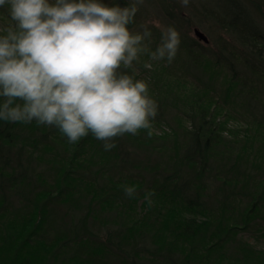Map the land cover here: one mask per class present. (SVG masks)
Returning <instances> with one entry per match:
<instances>
[{
    "label": "trees",
    "instance_id": "1",
    "mask_svg": "<svg viewBox=\"0 0 264 264\" xmlns=\"http://www.w3.org/2000/svg\"><path fill=\"white\" fill-rule=\"evenodd\" d=\"M119 1L123 8L130 5L127 0ZM211 3L213 6L205 15L211 16L242 45V49H237L235 58H238L239 69L233 68L232 65L235 53L229 52L228 59L223 55L226 47H220V52L215 53L210 60L204 54V49L207 48L205 43L192 39L182 46L186 58L185 67H181L177 72L171 70L169 63L163 62H151L153 65L150 69H145L146 72L141 74H134L130 68L123 65L121 70H117L118 73L133 77L134 81H144L148 86V96L157 106L161 100L166 101L171 97L175 105L177 123L185 131L183 145L175 140L169 148L173 149V154L177 155L181 164L174 166V162L168 161V166L163 172L158 173L159 170L156 169L152 183L148 186H143L141 180L133 179L130 175L114 180L106 175L102 180L103 186H99L97 176L109 169L113 158L115 161L121 157L122 136L113 138L117 147L105 151L104 142L95 139L90 132L77 143L70 144L56 126L41 125L35 120L31 123L0 121V150L5 146L12 148L17 143L20 144L19 151L28 144L33 154L38 153L41 147L51 146L49 150L57 149L55 146L61 148L60 153L53 155L55 170L52 174L51 189L45 191L47 199L52 196L53 191V196L61 199H70L73 195L81 193L87 197L89 206L96 204L101 208L103 205L110 208L117 204L120 188L134 186L138 193L133 198L126 196L128 205L122 212L130 222L129 230L126 231L131 238L127 236V244L131 245L132 236L144 231L145 227L155 246L166 254L162 258L165 264H220L221 254L218 259L213 260L212 253L223 249L240 230L246 229L252 222L257 226L256 229H264V153L249 154L247 133L241 136L239 152L234 150L239 144L237 140L231 143L222 137V131L225 130L220 119L223 104L217 94H212L209 79L212 72L205 78V73L212 71V68L219 70L221 66H226L230 75L228 74L227 86L225 84L222 95V101H225L234 97L233 91L239 81L236 79V71L240 70L242 76L237 86L251 89L243 94L244 107L250 108L254 104L255 109L257 100L253 91L264 84V0L249 1L254 9L253 14L243 0H211ZM12 23L9 18V5L0 6V35H4V30ZM133 24L126 27L130 30ZM146 64L143 63L142 67ZM253 87L256 89L253 90ZM2 100L3 98H0V101ZM255 119L257 117L254 115ZM255 122L258 134L264 138L261 119ZM151 124L150 129H140L136 135L125 133V136L132 143L150 145L156 138L166 142L175 133L163 132L157 136L155 129L160 125L155 120H152ZM149 131L151 136L148 135ZM179 145L182 147L180 155L176 151ZM229 159H233V167H238L240 160V165L248 166L247 170L240 173L241 176L244 174V178H233V184L243 185L254 181V192L243 195L242 191L239 195L231 193L223 196L217 204L209 205L204 178L212 173L217 181H222L219 174L217 175L218 172H214L213 166ZM250 168L256 169L254 176L249 172ZM224 181L219 183L220 185L217 184L218 189L222 190L223 185L228 183ZM43 192L40 191L36 196H42ZM149 192L153 193L150 197L151 206L145 200ZM105 201L108 203L104 204ZM43 205L42 211L45 214L47 205ZM37 210L39 209L35 208L34 212ZM238 243V263L264 264V251H256L246 243ZM62 244L65 245L63 242ZM17 258L28 260L19 254Z\"/></svg>",
    "mask_w": 264,
    "mask_h": 264
},
{
    "label": "rangeland",
    "instance_id": "2",
    "mask_svg": "<svg viewBox=\"0 0 264 264\" xmlns=\"http://www.w3.org/2000/svg\"><path fill=\"white\" fill-rule=\"evenodd\" d=\"M49 1L55 2V0ZM98 1L107 7L123 9L119 0ZM127 1L129 4L137 2V0ZM249 1L252 0H243L247 9L253 14L254 9L251 8ZM212 6L211 0H189L187 7L181 5V0H141L137 4L138 11L133 27L129 30L130 34L142 35L145 29L150 31L151 36L143 43L148 46L150 52H154L161 44L162 29L172 27L179 34L180 44L171 62H168L166 58L151 60L148 53L138 54V59L133 61V65L130 67L134 74H141V72L150 69L145 66L143 68V63L151 66L152 63H169L171 70L176 72L181 67H185L186 58L182 46L192 39H196L193 34L194 28H197L207 38L206 44L201 43L206 45L204 54L210 60L213 55L215 56V53L220 52V47H226L223 55L227 59L229 52L232 51L236 54L237 49H242V45L225 28H221V25L217 24L211 16L205 15ZM236 56L237 54L232 58L234 59L232 65L233 68L239 69L237 65L239 61L238 58L235 59ZM211 72L209 79L211 80L212 94H217L223 104L220 111L221 123L225 127L222 137L231 143L237 140L236 142L239 144L237 147L234 146V150L239 152L241 136L247 133L250 143L248 144L250 147L247 148L249 154L264 153V138L260 137L254 125L257 119H261V123L264 125V84L257 89L253 87V90L256 89L253 92L256 94L255 99L258 106L256 105L254 109V104H252L250 108H245L243 94L251 89L250 87L237 86L242 76L240 70L236 71V73L238 72L236 79L239 81L236 82L237 85L233 91L234 97L225 101L224 99L222 101V95L230 72L226 66H221L219 70L212 68V71L205 73L206 79ZM253 92L251 91V93ZM166 101L161 100L160 105L157 106V115L154 120L160 127L155 129V134L157 136L162 135L163 132L173 134L175 131L173 136L166 142L156 138L150 145H141L132 143L123 134L120 139L121 157L115 161L113 158L109 169L97 176L99 186H103L102 180L106 175L113 180L130 175L133 179L141 180L143 186H148L149 183H152L156 169L159 170L158 173L163 172L168 166V161L174 162V166L181 164L177 155L173 154V149L169 148L175 140L181 142V146L183 145L185 131L177 123L172 98L170 97ZM254 115L257 117L255 120ZM18 144L16 146L14 144L12 148L5 146L0 150V264H165L162 258L166 254L155 246L151 237L146 233L145 227L144 231L132 236L131 245L127 244L128 232L126 229L129 228L130 222L122 214L128 205L123 188H120L118 192L117 204L110 208H106L104 205L101 208L96 204L89 206L87 197L81 193L73 195L70 199L64 197L61 199V197H54L55 191L52 190V196L47 199L45 191L51 189L52 174L55 170L53 155L56 152L60 153L61 148L55 145L57 149L53 150H49L51 146L49 148L41 147L38 153L33 154L28 144H22L25 148L21 151L18 150L20 148V144ZM180 145L176 149L177 153L179 152L178 155L182 154ZM232 162L233 159L224 160L213 166L214 172H218L217 175L219 174L220 179L225 180L224 182L228 181L223 185L222 190L217 186L222 181H217L212 173L204 178L209 205L217 204L223 196L226 197L231 193L237 195L242 191L243 195L254 192V181L243 185L241 183L233 184L235 183V181H231L233 178H244V174L242 173L241 176L240 173L247 170L248 166L240 165L242 163L240 160L239 166L233 167ZM94 169H92L93 172ZM248 170L254 176L256 169ZM249 178L254 179V177ZM40 191H44L43 195L36 196ZM107 203L104 202V204ZM43 204L47 205L45 214L42 211ZM35 208L41 211L37 210L35 213ZM256 228L257 226L252 222L246 229L240 230L223 249L213 252L211 258L218 259V255L221 254L220 264H241L237 262L240 256L238 242L246 243L256 251H264V229ZM18 254L28 260H17ZM192 264L196 263L192 262Z\"/></svg>",
    "mask_w": 264,
    "mask_h": 264
},
{
    "label": "clouds",
    "instance_id": "3",
    "mask_svg": "<svg viewBox=\"0 0 264 264\" xmlns=\"http://www.w3.org/2000/svg\"><path fill=\"white\" fill-rule=\"evenodd\" d=\"M140 2L121 9L97 0H0L13 22L0 35V121L56 126L70 144L90 132L105 151L117 147L115 137L150 129L157 105L147 84L117 70L132 67L140 53L171 62L180 37L162 29L150 52L143 42L151 32L133 35L126 27ZM123 191L136 194L134 186ZM152 195L145 196L150 206Z\"/></svg>",
    "mask_w": 264,
    "mask_h": 264
},
{
    "label": "water",
    "instance_id": "4",
    "mask_svg": "<svg viewBox=\"0 0 264 264\" xmlns=\"http://www.w3.org/2000/svg\"><path fill=\"white\" fill-rule=\"evenodd\" d=\"M193 34L195 36V38L203 43H207V38L204 36V34L202 32H200L197 28L193 29Z\"/></svg>",
    "mask_w": 264,
    "mask_h": 264
}]
</instances>
